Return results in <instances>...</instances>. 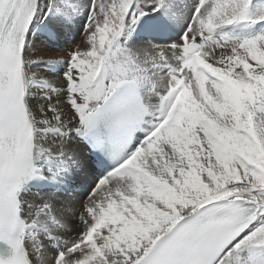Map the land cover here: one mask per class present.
Wrapping results in <instances>:
<instances>
[{
	"label": "snow or ice",
	"instance_id": "snow-or-ice-1",
	"mask_svg": "<svg viewBox=\"0 0 264 264\" xmlns=\"http://www.w3.org/2000/svg\"><path fill=\"white\" fill-rule=\"evenodd\" d=\"M0 264H264V0H0Z\"/></svg>",
	"mask_w": 264,
	"mask_h": 264
}]
</instances>
